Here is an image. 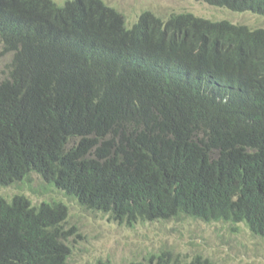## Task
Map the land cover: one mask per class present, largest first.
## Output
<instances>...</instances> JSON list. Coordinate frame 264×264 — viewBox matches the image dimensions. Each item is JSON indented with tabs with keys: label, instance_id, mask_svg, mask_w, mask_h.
<instances>
[{
	"label": "trees",
	"instance_id": "16d2710c",
	"mask_svg": "<svg viewBox=\"0 0 264 264\" xmlns=\"http://www.w3.org/2000/svg\"><path fill=\"white\" fill-rule=\"evenodd\" d=\"M264 18V0H199ZM0 188L39 175L127 226L264 239V29L188 12L130 26L101 0H0ZM0 196V264H68L62 200ZM97 264H111L99 261ZM128 264H216L170 251Z\"/></svg>",
	"mask_w": 264,
	"mask_h": 264
},
{
	"label": "rangeland",
	"instance_id": "374dc122",
	"mask_svg": "<svg viewBox=\"0 0 264 264\" xmlns=\"http://www.w3.org/2000/svg\"><path fill=\"white\" fill-rule=\"evenodd\" d=\"M62 6L68 0H52ZM133 25L140 15L150 12L162 20L171 14L188 12L211 21H228L252 29H264V18L250 12L237 13L213 7L199 0H101ZM12 55L0 46V83L7 77ZM26 185V182L23 183ZM14 184L0 188L7 201L17 193L26 195L33 204L51 199L68 206L65 224L71 249L68 264H111L139 262L151 254L170 251L190 260L196 255L216 264H264V239L250 233L244 224L205 223L195 219L140 222L130 227L110 220L108 215L82 209L75 200L66 198L37 175L30 176V186Z\"/></svg>",
	"mask_w": 264,
	"mask_h": 264
}]
</instances>
